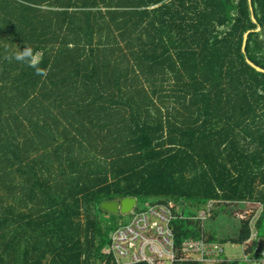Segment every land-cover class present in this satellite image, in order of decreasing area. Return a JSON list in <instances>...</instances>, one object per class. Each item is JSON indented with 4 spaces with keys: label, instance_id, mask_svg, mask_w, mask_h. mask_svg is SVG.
<instances>
[{
    "label": "trees",
    "instance_id": "1",
    "mask_svg": "<svg viewBox=\"0 0 264 264\" xmlns=\"http://www.w3.org/2000/svg\"><path fill=\"white\" fill-rule=\"evenodd\" d=\"M126 198L262 264L264 0H0V264H114Z\"/></svg>",
    "mask_w": 264,
    "mask_h": 264
},
{
    "label": "built area",
    "instance_id": "2",
    "mask_svg": "<svg viewBox=\"0 0 264 264\" xmlns=\"http://www.w3.org/2000/svg\"><path fill=\"white\" fill-rule=\"evenodd\" d=\"M260 205L258 204L259 209L251 218V226L255 224L262 209ZM208 216L202 214L199 219L204 220ZM177 218L180 215L177 216L170 206L164 204L147 206L140 211L133 209L128 223L120 226L111 235L109 249L114 256V264H220L225 261L223 246L209 241L207 237L185 240L177 245L173 227ZM255 237L253 232L247 243ZM261 256L264 264V251Z\"/></svg>",
    "mask_w": 264,
    "mask_h": 264
},
{
    "label": "rangeland",
    "instance_id": "3",
    "mask_svg": "<svg viewBox=\"0 0 264 264\" xmlns=\"http://www.w3.org/2000/svg\"><path fill=\"white\" fill-rule=\"evenodd\" d=\"M221 30V29H220ZM249 204H253V203H249ZM259 204V203H258ZM257 204V205H258ZM260 205V204H259ZM168 206H170L171 209H173L176 212L177 206L174 203H169ZM261 206V205H260ZM249 215H251V212H245L241 215H238L239 219L241 218H245L248 217ZM128 218L124 217L122 219L123 222H128ZM235 225L234 221H227V220H223L221 222H218L215 224V227H217V230L219 231L220 228H224L223 230L228 234L229 232L233 231V227ZM221 236V235H219ZM224 251H225V255L229 260H233V261H237L239 264H260L258 262L252 261V260H245V256L246 253L244 252V246H240V245H224L223 246ZM200 264V263H198Z\"/></svg>",
    "mask_w": 264,
    "mask_h": 264
},
{
    "label": "water",
    "instance_id": "4",
    "mask_svg": "<svg viewBox=\"0 0 264 264\" xmlns=\"http://www.w3.org/2000/svg\"><path fill=\"white\" fill-rule=\"evenodd\" d=\"M136 206L135 198H126L122 200L120 203L111 202V203H103L102 208L112 214L127 215L132 212L134 207ZM264 251V241L259 240L258 247L255 251V257L259 256Z\"/></svg>",
    "mask_w": 264,
    "mask_h": 264
},
{
    "label": "clouds",
    "instance_id": "5",
    "mask_svg": "<svg viewBox=\"0 0 264 264\" xmlns=\"http://www.w3.org/2000/svg\"><path fill=\"white\" fill-rule=\"evenodd\" d=\"M33 57V51L29 47H23V50L15 53L13 59L21 63H30L31 58Z\"/></svg>",
    "mask_w": 264,
    "mask_h": 264
}]
</instances>
